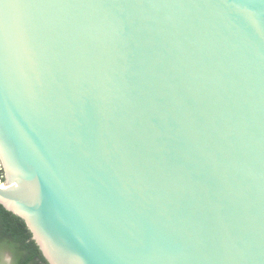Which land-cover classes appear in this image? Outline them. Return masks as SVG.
Listing matches in <instances>:
<instances>
[{
  "label": "water",
  "instance_id": "obj_1",
  "mask_svg": "<svg viewBox=\"0 0 264 264\" xmlns=\"http://www.w3.org/2000/svg\"><path fill=\"white\" fill-rule=\"evenodd\" d=\"M0 167L47 264H264V0H0Z\"/></svg>",
  "mask_w": 264,
  "mask_h": 264
},
{
  "label": "trees",
  "instance_id": "obj_2",
  "mask_svg": "<svg viewBox=\"0 0 264 264\" xmlns=\"http://www.w3.org/2000/svg\"><path fill=\"white\" fill-rule=\"evenodd\" d=\"M3 252L10 255L11 264H47L24 222L0 206V262Z\"/></svg>",
  "mask_w": 264,
  "mask_h": 264
},
{
  "label": "rangeland",
  "instance_id": "obj_3",
  "mask_svg": "<svg viewBox=\"0 0 264 264\" xmlns=\"http://www.w3.org/2000/svg\"><path fill=\"white\" fill-rule=\"evenodd\" d=\"M0 181H2V179H0ZM6 260V261H8V259H9V254L7 253V252H3L2 253V256H1V264H6V263H4V261L3 260ZM10 264V263H9Z\"/></svg>",
  "mask_w": 264,
  "mask_h": 264
},
{
  "label": "flooded vegetation",
  "instance_id": "obj_4",
  "mask_svg": "<svg viewBox=\"0 0 264 264\" xmlns=\"http://www.w3.org/2000/svg\"><path fill=\"white\" fill-rule=\"evenodd\" d=\"M3 261H4V263H6V264H9V263L11 264L12 261H11V257H10V255H9V259H8V261H6L5 259H4Z\"/></svg>",
  "mask_w": 264,
  "mask_h": 264
},
{
  "label": "built area",
  "instance_id": "obj_5",
  "mask_svg": "<svg viewBox=\"0 0 264 264\" xmlns=\"http://www.w3.org/2000/svg\"><path fill=\"white\" fill-rule=\"evenodd\" d=\"M0 170H1V167H0Z\"/></svg>",
  "mask_w": 264,
  "mask_h": 264
}]
</instances>
